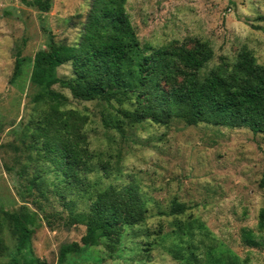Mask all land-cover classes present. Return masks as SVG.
I'll list each match as a JSON object with an SVG mask.
<instances>
[{"label":"rangeland","instance_id":"obj_1","mask_svg":"<svg viewBox=\"0 0 264 264\" xmlns=\"http://www.w3.org/2000/svg\"><path fill=\"white\" fill-rule=\"evenodd\" d=\"M34 1L0 0V211L19 207L20 183L15 171L9 173L6 168H19L18 159L26 176L41 172L45 188L58 185H53L54 176L36 153L24 154L21 145L20 131L27 124L35 125L45 110L43 103L32 101L35 89L30 82V59L45 48L46 40L41 13L30 5ZM91 3L53 0L51 10L43 15L46 26L58 41L77 43ZM126 9L142 46L149 50L172 41H210L214 58L199 71L201 79L218 65L233 63L243 48L264 65V0H127ZM17 48L27 60L22 75L10 83ZM70 74L68 64L58 69L60 77ZM55 90L67 98L64 109L88 115L85 131L96 156V169L89 179L99 188L135 182L148 208L145 223L125 231L117 252L110 253L105 240L66 264H183L167 250L177 244V224L193 220L201 223L210 238L206 244L213 245L217 254L230 252L245 264H264V241L259 240L263 244L259 247H248L242 240L244 229L256 230L264 209V134L245 127L189 126L176 119L168 125L145 121L118 129L112 126L115 110L110 106L76 100L59 86ZM104 165L107 175L99 171ZM173 201L186 204L189 210L170 215ZM66 202H76L78 212L90 203L77 191ZM42 204L52 215L51 225L42 222L32 251L47 264H59L61 246L80 243L86 227L70 218L55 192ZM4 238L13 253L15 240L7 225ZM197 240L198 250H204ZM202 253L205 258L206 251Z\"/></svg>","mask_w":264,"mask_h":264},{"label":"trees","instance_id":"obj_2","mask_svg":"<svg viewBox=\"0 0 264 264\" xmlns=\"http://www.w3.org/2000/svg\"><path fill=\"white\" fill-rule=\"evenodd\" d=\"M52 1L30 3L41 13L46 37L45 48L30 59V82L35 89L32 101L43 103L45 110L35 125H25L20 134L24 154L29 150L36 153L54 176L53 185H58L45 188L41 172L26 176L19 159V168L6 166L9 173L15 171L20 183V204L13 212L0 211V264H47L33 254L32 240L43 221L51 225L52 215L42 204L50 193L60 197L73 221L86 227L80 243L61 246L59 264L68 263L86 248L101 246L105 240L108 251L117 252L125 231L147 219V202L135 182L99 188L89 179L96 169V156L85 131L88 115L64 109L67 98L55 90L56 86L68 90L76 100L98 101L113 108L112 126L118 129L145 121L168 125L176 119L189 126L245 127L264 134V65L251 50L241 49L233 63L220 64L201 79L199 71L214 58L210 41H172L149 50L139 40L126 9L127 0H92L79 41L69 44L58 41L46 26L43 15L51 10ZM26 60L17 48L10 83L22 75ZM67 64L70 76L60 77L58 69ZM28 138L31 144L27 145ZM106 165L99 171L107 175ZM76 191L90 201L79 212L76 202H66ZM170 209V215H181L189 207L173 201ZM6 225L15 240L13 253L4 238ZM176 227L177 244L167 250L175 260L183 264H245L237 255L217 254L213 245H207L210 238L198 220ZM197 238L204 246L205 258L198 250ZM242 240L248 247L263 245L259 240L264 241V209L256 230L244 229Z\"/></svg>","mask_w":264,"mask_h":264}]
</instances>
